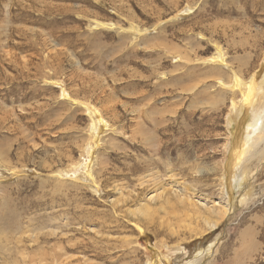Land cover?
<instances>
[{
    "label": "rangeland",
    "instance_id": "obj_1",
    "mask_svg": "<svg viewBox=\"0 0 264 264\" xmlns=\"http://www.w3.org/2000/svg\"><path fill=\"white\" fill-rule=\"evenodd\" d=\"M263 77L264 0H0V264H264Z\"/></svg>",
    "mask_w": 264,
    "mask_h": 264
},
{
    "label": "bare ground",
    "instance_id": "obj_2",
    "mask_svg": "<svg viewBox=\"0 0 264 264\" xmlns=\"http://www.w3.org/2000/svg\"><path fill=\"white\" fill-rule=\"evenodd\" d=\"M217 60L223 61V55H218L217 57L212 58L213 62H216ZM260 86V92H264V77L260 82ZM249 97L250 93L247 92L245 98L243 99V103H245ZM250 103L251 104H246L245 108H237L233 105L232 113L228 115V127L231 134L230 142L233 143L237 140L234 152L235 162L233 163L232 169H230V172L226 176L227 178H225L222 182L225 198L229 200L226 199L225 202L220 201L212 203L210 206L201 202L202 206L210 208V217L205 218V224L207 226L206 231L217 228L221 221L228 216V210L230 211L232 207L230 199L234 196V193L241 190L245 182V177L248 176L247 172L240 176L242 166L246 163L247 158L251 157L252 153H254L256 147L261 143L259 141L264 139V108L262 106H257L258 102L255 97L250 98ZM247 108H249V113L244 114V110ZM241 124H243L244 128L243 135L240 133ZM165 189V187L164 189L160 188L156 191V193L148 196L147 200H149V203H153V201H161L163 197H169L171 194H168ZM176 195L182 201H187L188 199L183 193L180 195L176 193ZM151 213L152 211L146 203V200L141 201L137 205L136 209L132 211V214H139L140 217L144 219L150 218Z\"/></svg>",
    "mask_w": 264,
    "mask_h": 264
}]
</instances>
